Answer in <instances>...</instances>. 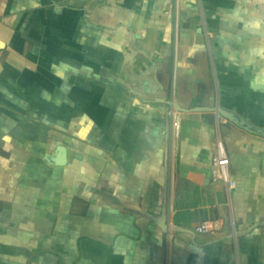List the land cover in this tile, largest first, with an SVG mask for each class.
<instances>
[{"label": "crops", "instance_id": "1", "mask_svg": "<svg viewBox=\"0 0 264 264\" xmlns=\"http://www.w3.org/2000/svg\"><path fill=\"white\" fill-rule=\"evenodd\" d=\"M262 10L0 0V264H264Z\"/></svg>", "mask_w": 264, "mask_h": 264}, {"label": "built area", "instance_id": "2", "mask_svg": "<svg viewBox=\"0 0 264 264\" xmlns=\"http://www.w3.org/2000/svg\"><path fill=\"white\" fill-rule=\"evenodd\" d=\"M229 158L226 153L224 144L221 139H216L213 155H212V162H211V175L212 180H221L228 184V186L233 187L235 186L236 182L234 179L230 177L229 169ZM212 230V224L209 220H202L200 221L196 227L195 231L197 232H209Z\"/></svg>", "mask_w": 264, "mask_h": 264}, {"label": "water", "instance_id": "3", "mask_svg": "<svg viewBox=\"0 0 264 264\" xmlns=\"http://www.w3.org/2000/svg\"><path fill=\"white\" fill-rule=\"evenodd\" d=\"M191 110H197V111H217L221 116H224L228 119H232V116L229 112L223 110L222 108H215V107H196V108H191ZM58 154H57V161L58 164L64 163L65 161V148L60 146L57 148ZM258 223H263V222H258ZM180 229V228H177Z\"/></svg>", "mask_w": 264, "mask_h": 264}, {"label": "rangeland", "instance_id": "4", "mask_svg": "<svg viewBox=\"0 0 264 264\" xmlns=\"http://www.w3.org/2000/svg\"><path fill=\"white\" fill-rule=\"evenodd\" d=\"M261 12L263 13L262 15H264V10H262ZM262 24H263V22H262ZM263 27H264V24H263Z\"/></svg>", "mask_w": 264, "mask_h": 264}]
</instances>
